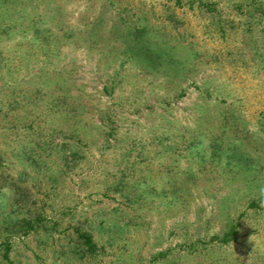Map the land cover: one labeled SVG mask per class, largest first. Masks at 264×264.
<instances>
[{"label": "rangeland", "instance_id": "1", "mask_svg": "<svg viewBox=\"0 0 264 264\" xmlns=\"http://www.w3.org/2000/svg\"><path fill=\"white\" fill-rule=\"evenodd\" d=\"M0 264H264V0H0Z\"/></svg>", "mask_w": 264, "mask_h": 264}, {"label": "trees", "instance_id": "2", "mask_svg": "<svg viewBox=\"0 0 264 264\" xmlns=\"http://www.w3.org/2000/svg\"><path fill=\"white\" fill-rule=\"evenodd\" d=\"M82 237H83V236H82ZM83 239L85 240V244H86L89 248H91V250L94 249V246L92 245V242H91V239H90V238L83 237ZM9 251H10V248L6 249L5 254H4V259H5L6 261H8V262H9V260H8Z\"/></svg>", "mask_w": 264, "mask_h": 264}]
</instances>
